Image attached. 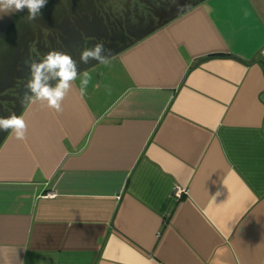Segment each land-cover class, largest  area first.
Segmentation results:
<instances>
[{"label":"crops","instance_id":"crops-1","mask_svg":"<svg viewBox=\"0 0 264 264\" xmlns=\"http://www.w3.org/2000/svg\"><path fill=\"white\" fill-rule=\"evenodd\" d=\"M91 4L37 41L112 49L61 112L0 94L27 124L0 134V264H264V0Z\"/></svg>","mask_w":264,"mask_h":264},{"label":"clouds","instance_id":"clouds-1","mask_svg":"<svg viewBox=\"0 0 264 264\" xmlns=\"http://www.w3.org/2000/svg\"><path fill=\"white\" fill-rule=\"evenodd\" d=\"M47 0H0V18L15 15L17 12L27 9V20L37 21L42 16V9L46 6ZM250 13L245 10L244 16ZM87 48H82L79 52V59H74L71 52L50 49L43 54L42 59H30L28 65V77L24 88L21 103H25L33 98L46 101L47 107L56 112L62 111L64 98L72 91L73 82L77 79V67L79 63L88 64L95 60L100 64L107 63L112 55V49L106 47L105 42H92ZM91 76L84 72L80 82L79 93L84 95L89 85ZM51 81H56L52 86ZM18 140H24L27 133V124L22 116H17L11 112L7 117H0V130L8 131Z\"/></svg>","mask_w":264,"mask_h":264},{"label":"rangeland","instance_id":"rangeland-1","mask_svg":"<svg viewBox=\"0 0 264 264\" xmlns=\"http://www.w3.org/2000/svg\"><path fill=\"white\" fill-rule=\"evenodd\" d=\"M83 2L84 0H50L42 9V15H46L44 21L29 22L27 12L14 16V23L6 37L0 41V94L3 90L10 89L9 87H15L31 40L37 41L45 37L53 42L55 37L61 40L65 35L78 39V30L93 27L83 19L85 12L90 11L92 14L94 11L92 0H86V9H83ZM33 50H38V46H34Z\"/></svg>","mask_w":264,"mask_h":264},{"label":"flooded vegetation","instance_id":"flooded-vegetation-1","mask_svg":"<svg viewBox=\"0 0 264 264\" xmlns=\"http://www.w3.org/2000/svg\"><path fill=\"white\" fill-rule=\"evenodd\" d=\"M46 19V15H42L41 16V18L40 19H38V20H40V21H44ZM14 23V19L12 20V22H11V24L8 26V28L6 29V32H5V37H6V35H7V32L9 31V29H10V27H11V25ZM21 25V24H20ZM24 25V24H23ZM22 25V26H23ZM21 26V27H22ZM56 38V37H55ZM33 40H31L29 43V48H28V51H27V55H31L32 56V59H35L34 58V56H35V54H36V51L34 52V50H33V48H34V46H36L37 45V41H34V44L31 46V42H32ZM39 52H42L41 50L39 51ZM20 75L22 76V78H23V80H24V83H26L27 81H26V78L28 77V75H29V73H28V67L25 65V64H23V69L22 70H20ZM22 89H23V87H22ZM25 89V88H24ZM0 117H1V115H0ZM1 132H2V130H0V134H1Z\"/></svg>","mask_w":264,"mask_h":264},{"label":"water","instance_id":"water-1","mask_svg":"<svg viewBox=\"0 0 264 264\" xmlns=\"http://www.w3.org/2000/svg\"><path fill=\"white\" fill-rule=\"evenodd\" d=\"M49 1L50 0H47V3ZM26 12H27V9L25 8L23 11L17 12L15 15L24 14ZM15 15L4 16V17L0 18V41H2L4 39V35H5V32H6V29L11 24V22L14 19Z\"/></svg>","mask_w":264,"mask_h":264},{"label":"built area","instance_id":"built-area-1","mask_svg":"<svg viewBox=\"0 0 264 264\" xmlns=\"http://www.w3.org/2000/svg\"><path fill=\"white\" fill-rule=\"evenodd\" d=\"M181 193H182V190H180V189H176V191H175V195H176V196H180Z\"/></svg>","mask_w":264,"mask_h":264}]
</instances>
